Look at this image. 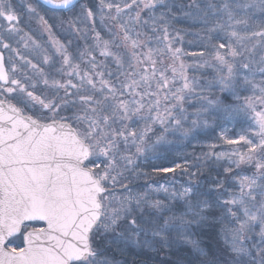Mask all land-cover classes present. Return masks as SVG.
I'll list each match as a JSON object with an SVG mask.
<instances>
[{
  "label": "snow or ice",
  "instance_id": "obj_1",
  "mask_svg": "<svg viewBox=\"0 0 264 264\" xmlns=\"http://www.w3.org/2000/svg\"><path fill=\"white\" fill-rule=\"evenodd\" d=\"M173 6L20 0L17 7L16 0H0V264H112L102 243L122 252L187 250L172 264H264V0H207L186 13L207 40L204 64L214 75L204 84L189 79L180 62L185 53L169 42ZM97 20L105 29L96 30ZM33 23L49 37L51 53L44 50L42 63L52 73L8 42L19 38L25 48L31 41L40 49ZM64 24L69 35L87 24L94 33L89 49L57 38ZM5 50L23 63L6 62ZM97 50L117 72L97 62ZM163 58L172 63L158 68ZM28 68L40 74L39 84ZM221 114L251 122L235 139L221 137L244 152L212 154L230 162L224 179L205 183L201 165L181 157L154 170H179L188 176L184 183L174 175L143 192L123 186L128 195L115 197L111 186L117 175L124 179L121 169L135 172L141 161L195 139ZM241 164L254 169L251 175L234 171ZM216 225L224 246L203 247V230ZM257 230L259 245L251 235Z\"/></svg>",
  "mask_w": 264,
  "mask_h": 264
},
{
  "label": "rangeland",
  "instance_id": "obj_2",
  "mask_svg": "<svg viewBox=\"0 0 264 264\" xmlns=\"http://www.w3.org/2000/svg\"><path fill=\"white\" fill-rule=\"evenodd\" d=\"M206 2L207 0H172L174 6L171 9L172 15L168 18L169 42L171 43L172 48H180L181 51L185 53V55L180 58V62L186 66V75L189 79L199 81L201 84H204L206 81H211L214 71L204 64L205 60L210 59L206 47L207 40L204 37V31L202 27L195 22L192 16L186 15V13L195 12L197 10L196 6L203 9ZM141 15H144V13L142 12ZM157 15H159V13H157ZM256 15L259 20V13ZM125 19H127V17H125ZM106 24L107 26H110L111 21H106ZM96 26H98V31L105 29V25L101 24L99 20H97ZM35 27L39 30V27L36 25ZM144 31H147V29ZM38 33L43 36L41 32ZM101 34L105 39L108 38L104 31H102ZM148 35L151 36L152 33L148 32ZM48 39L49 38L46 39L44 37H42V39L38 38V41L35 39L42 46L40 49L35 48V51L42 52L43 49L48 48ZM43 56L44 53H35V62L44 69L45 73H48L47 66L42 63ZM165 59L166 61L163 64H157L158 68H161L164 65H171L172 61L169 58ZM103 64L109 71L113 73L117 72V67L110 58H104ZM166 74L171 78L170 73ZM39 75L37 78L35 75V82L38 81V84ZM257 79H259V77H257ZM40 86L42 87V85ZM199 91L200 90L197 89V92ZM196 102L197 99L193 96L190 103ZM185 107H187V104ZM189 111H193V109H189ZM64 114L67 115V112ZM250 123L251 122L246 119L234 118L227 114H221L213 121L210 127L202 129L195 139L173 145L167 150H161L157 157H153L147 161H141L140 167L135 172L123 171V169H121L124 179L121 180V177L117 175L116 178L118 182L111 186V190L119 200L128 195V192L124 190L123 186H127L132 193L143 192L147 190V186L166 184L174 175L178 184L184 183L188 180V176L181 175L179 170L175 174H165L154 170L161 167L171 166L173 162H179L181 157H187L190 165H201V172L203 175L199 176L198 179L205 183L212 178H215L217 175H219L221 179H224L227 174L224 173L223 169L227 168L230 162L227 157H223L216 161L213 159L212 154L222 152L231 153L237 148H239L241 152H244L245 149L241 148L239 145H229L221 137L227 136L228 138L235 139L240 133L241 128H248ZM143 127L144 125L141 123L138 125V130ZM190 170L195 171L196 169L193 167ZM234 171H239L242 175H251L254 169H252L250 165L241 164L240 168L234 169ZM141 173H146L147 175H141ZM113 175L116 174L113 173ZM156 198L162 199L163 194H158ZM221 227V225H216L215 227H212L211 230L208 226L205 227L203 231H210L209 236L205 235L206 239H210L208 245L211 244L212 247L221 248L224 246V242L219 234ZM251 235L253 242L259 245L260 238L258 230ZM203 243L206 244L207 242L203 240ZM202 246L205 247L204 244H202ZM101 248H107L105 256L112 262V264H172V261H175L178 258L176 256L184 258V255L187 256L188 253L187 250L161 251L157 253L152 251L142 252L139 249L122 252L118 251L114 246H109L104 243L101 244ZM182 251H184L183 254ZM147 253L151 256L148 261L145 260L146 258L141 259V261H136V259L141 256L145 257L144 255Z\"/></svg>",
  "mask_w": 264,
  "mask_h": 264
},
{
  "label": "flooded vegetation",
  "instance_id": "obj_3",
  "mask_svg": "<svg viewBox=\"0 0 264 264\" xmlns=\"http://www.w3.org/2000/svg\"><path fill=\"white\" fill-rule=\"evenodd\" d=\"M19 3H20V0H16L17 7H19ZM85 3H88V1L85 0ZM49 15H58V13H49ZM2 23L3 22L0 21V24H2ZM35 25L38 27V25L35 24V23L30 25L31 30H32L31 31V35L33 36L34 39H36L38 41V38H41V39H42V37H44L46 39L49 38L47 33H43L42 34L43 36H41V34L38 33L40 31L35 27ZM67 27H68V25L64 24L59 29V31H56V37L61 39V40H64L65 37L67 36L68 39L72 40L73 48L77 49L78 51H85V50L89 49V47L91 45V42H92V39L94 37V33L90 30L88 25L87 24L80 25L79 27L83 31H81L80 33L72 34V35H69L65 31L67 29ZM95 27H96V30L98 31V26L95 25ZM24 30H25V32H28L29 28L25 27ZM18 39L19 38L12 39V40H9L8 42L11 43L13 49L18 50L20 55L24 56L26 59L31 60V62L33 64H37V62H35V53H44V55H45V51L44 50H47L48 54L51 53V48L50 47H48L46 49H43L42 52H39L37 50L35 51V47L33 46L31 41H28V47L25 48L23 41L17 43ZM4 54H5L6 62H8L9 60L14 61L17 64L18 67L23 63L22 61L19 60L18 57L15 56L14 52H9V51L5 50ZM92 54L96 57V60H97L98 63H102L103 64V61H104L105 57L100 55L99 50L94 51ZM85 59H87V57H85ZM164 59L165 58H163V63L166 61V59L165 60ZM82 67H84V65H82ZM47 68H48V73H52L54 71L53 69H51L48 66H47ZM24 71H25V73L27 75L32 77L34 83H38V81L35 82V75H36V78H37V76L39 75L38 72H34L30 68L24 69ZM57 79H59V77H57ZM13 103H15V101H13ZM71 115H72V112L68 111L66 116H71Z\"/></svg>",
  "mask_w": 264,
  "mask_h": 264
},
{
  "label": "trees",
  "instance_id": "obj_4",
  "mask_svg": "<svg viewBox=\"0 0 264 264\" xmlns=\"http://www.w3.org/2000/svg\"><path fill=\"white\" fill-rule=\"evenodd\" d=\"M208 228H210V230L212 229V227H208ZM210 232V231H209ZM209 232H207V230H205L204 231V235L201 237V239H202V241L204 240L205 242H207L206 244L205 243H203L204 244V246L207 248L209 245L211 246V244H209L208 245V243H210V239H206L205 238V235L207 236H209ZM211 238V237H210ZM208 245V246H207ZM184 253V251H182V254ZM145 257H143V256H141V257H139L138 259H136V261H141V259H143V258H146L145 260H149V258H151V256H150V254H145L144 255ZM176 256V255H175ZM185 257H187L188 256V253H187V256L186 255H184ZM176 257H178V258H180L179 256H176ZM167 263V262H166ZM171 264V263H170Z\"/></svg>",
  "mask_w": 264,
  "mask_h": 264
}]
</instances>
